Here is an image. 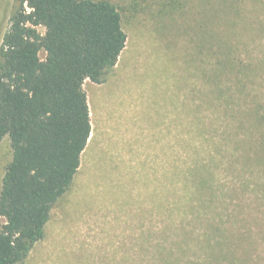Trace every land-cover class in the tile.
Instances as JSON below:
<instances>
[{"label":"rangeland","instance_id":"374dc122","mask_svg":"<svg viewBox=\"0 0 264 264\" xmlns=\"http://www.w3.org/2000/svg\"><path fill=\"white\" fill-rule=\"evenodd\" d=\"M109 1L127 45L85 81L92 133L25 264H264V0ZM13 5L0 0V48ZM11 159L5 138L0 189ZM224 233L243 248L212 261Z\"/></svg>","mask_w":264,"mask_h":264},{"label":"trees","instance_id":"16d2710c","mask_svg":"<svg viewBox=\"0 0 264 264\" xmlns=\"http://www.w3.org/2000/svg\"><path fill=\"white\" fill-rule=\"evenodd\" d=\"M127 41L109 0H14L0 48V143L8 138L12 149L0 189V264H25L45 238L92 133L85 81L103 83ZM221 72L211 76L219 97ZM252 117L261 129L256 160L264 164V115L257 109ZM225 235L209 246L212 261H228L222 252L231 241L243 248Z\"/></svg>","mask_w":264,"mask_h":264}]
</instances>
